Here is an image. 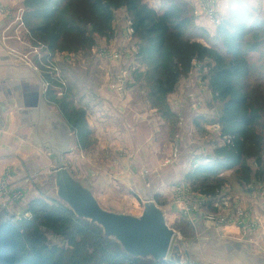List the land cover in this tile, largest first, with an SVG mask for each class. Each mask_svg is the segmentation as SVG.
I'll use <instances>...</instances> for the list:
<instances>
[{"label":"rangeland","instance_id":"rangeland-1","mask_svg":"<svg viewBox=\"0 0 264 264\" xmlns=\"http://www.w3.org/2000/svg\"><path fill=\"white\" fill-rule=\"evenodd\" d=\"M2 1L5 2V0H0V14L12 16L14 20L13 29L20 30V33L17 31V36L16 34L13 35V40L17 42L15 46L23 47L26 50L22 54L30 55L29 59L34 61V66L42 73L46 83L48 80V86L51 87L54 84L59 88V99H57L55 94L53 100L61 104L63 116L74 126L72 128H74L75 138V150H72L69 157L66 156V165L62 168V179L67 184L69 176H71L65 172L68 170L77 179V182L71 181L62 189L71 204L66 200L62 202L56 200V197L49 198L50 202L39 199L40 203H45L49 206L57 205L59 208L70 212L69 216L66 217V219H69L67 222L51 224L46 222L42 216L33 219L32 215L26 211L24 214L13 215L14 217L17 216L13 219L1 220L0 223L22 219L25 228V236L22 242L26 250H30V243L26 237L30 233L31 236H34L38 245L43 246L46 252H68L74 250V248H79L83 264H106L97 260L99 250L95 244L94 235L107 242L109 241L111 243L108 246L109 250L118 249L121 254L123 253L129 257L128 260L138 258L145 262L156 261L153 255L148 253L132 254L125 249L116 235L107 231L98 221L89 217L88 212L91 204L86 200L91 197L101 209L109 212L139 217L147 209H156L162 214L164 222L173 233L165 259H172L179 264H239L234 261L233 253L225 249L224 245L226 243H220V246L215 247L205 245L200 248L201 250L198 247L199 243L206 237L211 239L219 236L225 239L228 236L223 234L231 235L227 230L219 229L224 225L236 227L241 236L251 231L255 233L256 225L258 226L257 221L251 216V211L247 207L246 209L241 201L246 196H251L256 201H264V195H262L264 180L256 179L254 174L258 168L255 157H247L242 160V165L246 170L236 166L229 168V171L224 176L210 177L196 182L187 180L184 176L173 183V188L176 191L174 190L171 196H162L157 193L152 195V199H143L141 201V198L131 197L128 193L121 194L119 192L116 197L113 196L115 195L114 191H107V198L100 193L105 188H108L106 182L100 181V170L102 169L100 166L103 163L107 164V155L101 150L94 149L96 140L86 131V119L81 112V110H84V102L77 96H85L87 100L86 94L89 96H91V93L94 94V88L97 86L94 84L90 86L84 85L79 79L87 75L88 78H92L96 83H100L101 65L99 64V58L102 56L107 70L109 88L114 89L112 86L113 75L118 67L128 66L131 69V81L127 85L131 84L133 86L135 82H140V88L144 89H141L142 91L138 94L145 96V104H151L152 107L155 104L156 108L160 110L166 108L169 111L171 109H188L191 115L189 123L195 128L198 127L195 130L199 133L200 136L197 135L199 138L207 136L214 147L225 142L227 137H219L214 129L216 128V123L218 124L217 114L220 113L222 100L216 96L210 78L216 63L215 53L223 50L217 39V26L227 14L228 9L235 7L237 0L228 2L225 12L219 10L217 6L218 0H195V3L191 2V0H185L192 8L191 25L183 32V35L175 44L171 42V37H168L163 52L154 54L152 57L144 55L143 59L142 53L149 52L148 43H140L138 37L128 31V22L132 16L126 5L127 0H91L92 7L87 8L86 11H83L79 6L78 0L59 1L56 4L57 17L62 22L65 34L60 41L53 44V47L40 41L34 33L29 31V23H39V19H35L32 16L33 8L54 6L51 1L13 0L14 4H7ZM250 1L254 4V0ZM141 2H144V0H141ZM241 2L246 7H251L252 16L262 20L264 24V5H262V1L258 5L250 4L249 0H241ZM196 17L207 21L201 24L196 23ZM122 20L123 24H121ZM262 29H264V25ZM249 37L250 35L248 34L247 39ZM4 38H7V36L5 35ZM134 39L137 40L138 46V58L135 60L138 63L142 61L146 65V71L139 69L140 67L132 70V64L127 63L130 53L128 51L131 46L135 45L132 42ZM129 42L132 43L128 45ZM174 46L177 47V50L174 49ZM125 48L128 51L124 54L123 49ZM23 50L19 52L21 53ZM45 51L50 54H45ZM68 52H74L76 55L74 58L75 63L72 62L75 65V69H71L72 73L69 74L64 72L66 69L61 68L58 76L53 75L51 70L57 67V63L52 59V54L55 53V56L59 53L61 54L60 57L65 59L63 54ZM42 53L45 55L43 58H41ZM78 54L83 58L84 56L88 57L93 65L91 70L78 69ZM249 60L252 65V72L243 82L251 96L258 93L264 94V40L261 44V51L250 53ZM65 63L70 62L66 61ZM171 70L177 71V80L171 91L163 92L164 86H162V83H164L168 71ZM190 76L195 78L191 80L192 84L187 81ZM73 79L75 83L73 82L74 84L72 85L71 81ZM102 79H105L104 75ZM145 91H149V95L145 94ZM124 92L123 90L122 92L119 91L121 95ZM168 97L169 99H167ZM74 104H76V107L71 110ZM197 109H202L208 116L212 117L205 119L203 116H192ZM114 110L117 109L114 108ZM182 115L177 117L179 126L183 123ZM166 119L171 120V118ZM75 123H80V126H75ZM171 139L172 144L169 155L163 159L165 160L163 164L168 166L176 163L181 156L179 134ZM261 159L264 160V142ZM197 164L199 163L190 164V170ZM223 170L221 169L220 171ZM85 183L90 187L88 186V188ZM208 183H217L218 188L214 195L200 193L199 189H202L203 185ZM0 193H6V196L0 200V218L12 216L5 211L6 207L10 203H19L22 199V194L10 189L6 190L4 181L0 184ZM229 204H231V207L226 206ZM234 204H237L242 210L241 216H235ZM232 209L234 211V219L240 224L234 223L230 211ZM247 211L250 214L249 217ZM246 214L252 226L244 228L242 222H244ZM204 224L209 226L204 228ZM34 228L36 229L35 232H33ZM212 228L214 233L211 231ZM76 229L81 232L76 231ZM215 229L218 230L216 231Z\"/></svg>","mask_w":264,"mask_h":264},{"label":"crops","instance_id":"crops-1","mask_svg":"<svg viewBox=\"0 0 264 264\" xmlns=\"http://www.w3.org/2000/svg\"><path fill=\"white\" fill-rule=\"evenodd\" d=\"M230 1L218 0L219 10L225 12ZM260 1L264 5V0H254V4L249 0V3L258 5ZM2 2L14 4L13 0ZM144 2L157 11H161L164 5V0H144ZM191 2L195 3V0ZM12 18L0 14V184L4 181L5 189L20 192L22 199L19 203H10L5 211L12 216L1 217L0 221L17 217L13 215L24 214L28 204L36 199L50 202L49 198L56 197V200L65 201L59 192L58 181L63 173L62 168L66 165V156H70L75 142L74 128H72L74 126L63 116L61 104L53 100L55 94L59 99V88L54 84L48 86V80L46 83L42 73L34 66V61L29 59L30 55L22 54L26 50L15 46L17 42L13 40V35L17 36V31L20 33V30L13 29ZM206 21L200 17L195 18V22L199 24ZM5 35L7 38H4ZM136 41V39L132 41L135 45L131 46L129 51L125 48L123 52L124 54L130 52L127 63L132 64V70L140 67L139 69L146 71V65L142 61L138 63L135 60L138 58ZM20 50L23 51L20 53ZM44 53L41 54V58L45 56ZM54 54L52 59L57 63V67L51 70L52 74L58 76L61 68L66 69L64 72L72 73L71 69H75L72 63H75V53L63 54L65 59H62L59 53L55 56ZM66 61L70 63H65ZM104 63L101 56L100 83H96L87 75L79 79L84 85H96L94 94L91 93V96L86 94L87 100L85 96L77 95L84 102V110L81 112L86 119V131L96 140L94 149L101 150L107 155V164L103 163L100 166L102 167L100 181L106 182L108 188L100 193L107 198V191H114L113 196L116 197L119 192L128 193L131 197L141 198V201L152 199V195L157 193L162 196L173 195L175 190L173 183L185 176L188 169L190 170V164L213 161L214 148L224 142L214 147L207 136L199 138L197 136L199 133L195 130L198 127L195 128L189 123L191 115L188 109L160 110L155 104L154 107L145 104V96L138 94L144 89L140 88L139 81L133 83V86L128 85L122 95L119 91L109 88ZM77 64L78 69L84 71L93 68L87 56L84 58L79 56ZM103 75L105 79H102ZM192 79L195 78L190 76L188 83L192 84ZM71 82L73 85L75 80ZM145 94L149 95V91H145ZM137 102L139 103L136 104ZM75 107L76 104L71 110ZM181 114L184 124L181 123L179 126L177 117ZM192 116H203L205 119L212 117L202 109H197ZM216 128L214 129L218 136L223 137L220 135V126L217 123ZM178 134L181 156L176 163L170 166L164 165L163 159L169 155L171 148V138ZM227 171L229 170L224 169L212 177L224 176ZM65 172L73 176L68 170ZM71 176L67 183L77 182V179ZM85 185L89 186L86 183ZM5 196L6 193H0V200ZM241 201L257 221L255 233L252 231L243 233L245 236L243 237L236 227L224 225L219 229H225L231 235L223 234L228 236L225 239L219 236L211 239L206 237L199 243L198 248L201 250L200 248L205 245L215 247L220 243H226L224 247L228 252L233 253L236 263L264 264V201H256L251 196H246ZM208 226L204 224V228ZM211 231L214 233L213 228Z\"/></svg>","mask_w":264,"mask_h":264},{"label":"trees","instance_id":"trees-1","mask_svg":"<svg viewBox=\"0 0 264 264\" xmlns=\"http://www.w3.org/2000/svg\"><path fill=\"white\" fill-rule=\"evenodd\" d=\"M48 1H51L54 6L33 8L32 16L39 19V23L31 22L28 27L29 31L34 33L40 41L53 47V44L60 41L65 33L62 22L57 17L56 4L61 0ZM78 2L83 11L92 7L91 0H78ZM126 5L132 16L130 20L132 35L137 36L140 43H148L149 52L142 53V59L144 55L152 57L154 54L163 52L168 37H171V42L175 44L191 25L192 8L185 0H164L161 11L153 9L141 0H127ZM263 25L262 20L252 16L251 7H246L241 0H237L235 7L228 9L227 14L217 26L216 35L223 50L215 53L216 63L210 82L217 97L222 100L218 124L220 135L227 137V140L214 148L215 159L213 161L198 164L187 171L185 174L187 180L192 182L206 180L215 176L221 169L236 166L246 170L242 165V160L247 157H255L258 165L254 173L255 178L264 180V160L261 159L264 142V94L258 93L251 96L243 82L252 72L250 53L261 51V44L264 40ZM248 34L249 39H247ZM174 49L177 50V47L174 46ZM176 80L177 71H168L162 83L163 92L171 91ZM76 125L80 126V123ZM203 186L199 191L205 195H214L218 188L217 183H208ZM27 211L33 219L42 216L46 222L51 224L67 222L69 219L66 217L70 213L57 205L49 206L40 203L39 199L31 201ZM35 231L34 228L33 232ZM24 232L22 219L0 223V264H83L79 248L68 252H46L30 233L26 236L30 243V250H26L22 242ZM94 239L99 250L98 262L179 264L172 259L152 262H145L138 258L128 260L129 257L121 254L118 249L109 250L108 246L111 245L109 241L95 235Z\"/></svg>","mask_w":264,"mask_h":264},{"label":"water","instance_id":"water-1","mask_svg":"<svg viewBox=\"0 0 264 264\" xmlns=\"http://www.w3.org/2000/svg\"><path fill=\"white\" fill-rule=\"evenodd\" d=\"M67 184L61 175L58 181L59 192L61 197L70 203L62 190ZM88 198L86 201L91 204L89 217L116 235L126 250L132 254L148 253L156 260L165 259L173 233L156 209H147L141 216L135 217L103 210L91 197Z\"/></svg>","mask_w":264,"mask_h":264},{"label":"built area","instance_id":"built-area-1","mask_svg":"<svg viewBox=\"0 0 264 264\" xmlns=\"http://www.w3.org/2000/svg\"><path fill=\"white\" fill-rule=\"evenodd\" d=\"M127 27H128L129 33L132 34L133 33V29L131 27V22L130 21L128 22V26ZM134 50H136L135 47H134ZM130 75H131L130 67H128V66H120V67H118V69L114 72V75H113V84H112L113 88L116 89L117 91L124 90L125 87L128 86L127 84L131 80ZM175 191H176V189H175ZM17 194H19V193H17ZM260 194H261V191H260ZM262 195H264V188L262 190ZM226 206L227 207H229V206L231 207V204L226 205ZM233 208L235 209V216H241L242 215V210L240 209V207L237 204H234ZM230 211H231V217L233 218L234 223L236 222V223L240 224V222H237L234 219V211H233V209L230 210ZM247 214H248V217H249L250 214L248 213V211H247ZM247 214L244 216V220H243L244 222H242L243 225H244V228L252 226V224H250V222L248 221V219L246 217Z\"/></svg>","mask_w":264,"mask_h":264}]
</instances>
